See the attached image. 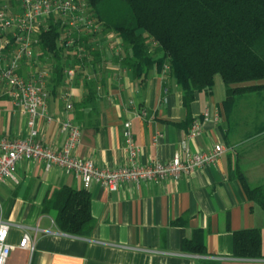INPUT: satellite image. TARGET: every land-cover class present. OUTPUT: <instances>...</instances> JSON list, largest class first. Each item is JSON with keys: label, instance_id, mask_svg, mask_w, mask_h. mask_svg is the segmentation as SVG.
Wrapping results in <instances>:
<instances>
[{"label": "crops", "instance_id": "obj_1", "mask_svg": "<svg viewBox=\"0 0 264 264\" xmlns=\"http://www.w3.org/2000/svg\"><path fill=\"white\" fill-rule=\"evenodd\" d=\"M57 46L59 55L53 57L38 45V56L22 69L24 74L33 68L47 71L46 116L34 127L35 140L42 145L61 149L60 123L69 119L81 132L73 155L91 159L98 168L127 164L122 137L126 122L139 146V165L171 160L182 142L191 152H205L214 145H223L224 152L215 164L177 181L123 183L112 192L92 184L87 191L95 225L88 237L61 232L42 213L50 189H84L80 179L56 166L46 170L43 163H19L16 182L0 184V219L13 225L7 242L14 248L6 264H264V257H233L234 232L259 229L264 246V208L250 201L240 181L230 177L231 171L239 170L250 187L264 186V122L251 136L241 132L243 121L235 118V111L227 118L219 76L210 91L195 92L185 107L167 67L136 76L126 63L130 50L113 32L99 28L79 36L73 45ZM87 85L96 94V111L79 106ZM26 121L0 94V136L25 138ZM194 122L201 133L189 139ZM24 234L33 241V250L19 247ZM185 241L200 243L203 253H187Z\"/></svg>", "mask_w": 264, "mask_h": 264}, {"label": "trees", "instance_id": "obj_2", "mask_svg": "<svg viewBox=\"0 0 264 264\" xmlns=\"http://www.w3.org/2000/svg\"><path fill=\"white\" fill-rule=\"evenodd\" d=\"M88 4L101 29L115 33L130 50L126 63L133 73L140 76L166 66L185 107L195 92L213 88L215 76L225 86L222 103L228 119L242 97L253 96L264 106V0H88ZM59 30V24L50 22L40 31L43 53L59 55ZM86 90L79 106L96 111V94L88 85ZM230 177L240 181L250 201L264 208V186L250 187L239 170L231 171ZM90 204L86 189L63 186L47 192L42 213L61 232L88 237L95 225ZM184 250L201 254L203 246L185 241ZM233 257L263 258L261 231L234 232Z\"/></svg>", "mask_w": 264, "mask_h": 264}, {"label": "built area", "instance_id": "obj_3", "mask_svg": "<svg viewBox=\"0 0 264 264\" xmlns=\"http://www.w3.org/2000/svg\"><path fill=\"white\" fill-rule=\"evenodd\" d=\"M6 1H0V94L9 98L14 109L26 118L28 134L22 139L0 136V184L16 182L14 171L19 163L26 161L43 163L46 170L56 166L65 175L79 178L86 190L92 184H98L112 192L123 183L140 185L166 179L177 181L197 169L210 167L223 154V145H214L205 152H191L186 142H182L180 150L174 153L171 160L139 165L136 162L139 146L133 141L129 122L124 123L122 132L123 149L128 161L120 168H98L91 159L74 156V149L81 143V132L69 119L60 123V132L64 135L61 149H52L36 141L35 122L39 117L46 116L47 71L33 68L29 74H24L22 69L23 63L38 56L36 47L40 43V31L48 29L50 22L59 24L66 35L62 43L70 46L79 36L94 33L100 26L88 0ZM46 119L48 122L51 120L49 117ZM200 133V124L194 122L188 137L190 139ZM12 226L0 219V264H6L14 248L7 242ZM33 246L29 235L24 234L19 247L33 250Z\"/></svg>", "mask_w": 264, "mask_h": 264}, {"label": "rangeland", "instance_id": "obj_4", "mask_svg": "<svg viewBox=\"0 0 264 264\" xmlns=\"http://www.w3.org/2000/svg\"><path fill=\"white\" fill-rule=\"evenodd\" d=\"M0 1L3 2L6 0H0ZM5 3L8 4L7 1ZM59 31H60L61 39H59L60 38L59 37L58 38L59 41L57 42L59 45H61V47H65L63 46L64 44L62 43V40L65 39L66 35L63 33V31L61 30ZM166 70L168 71V68H166ZM235 113H236L235 118L238 120L241 119L243 121V125L239 127L241 132L242 133L249 132L251 136L256 134L254 131L255 128L263 124L264 122V106L258 104L257 100H255L253 96H246L245 98L242 97L240 100H238L237 105L235 106Z\"/></svg>", "mask_w": 264, "mask_h": 264}]
</instances>
